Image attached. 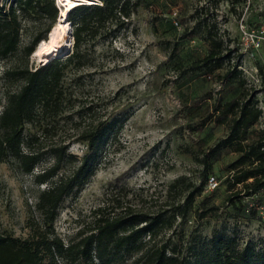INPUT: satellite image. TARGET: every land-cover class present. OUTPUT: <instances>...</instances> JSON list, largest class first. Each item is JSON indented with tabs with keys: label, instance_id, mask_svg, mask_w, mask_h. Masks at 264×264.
<instances>
[{
	"label": "rangeland",
	"instance_id": "374dc122",
	"mask_svg": "<svg viewBox=\"0 0 264 264\" xmlns=\"http://www.w3.org/2000/svg\"><path fill=\"white\" fill-rule=\"evenodd\" d=\"M9 1L0 0V4L7 6ZM133 1L136 7L130 19H122L125 23L120 30L106 29L105 38L83 47L88 65L79 70L70 69L64 77V84L75 100L74 109L57 119V123L49 122L52 128L47 136L48 145L54 142L65 145L69 154L79 158L86 147L76 141L77 131L69 114L76 120L74 111L83 108L85 118L81 127H87L123 109L132 112L118 141L104 154L96 174L79 193L67 197L60 206L55 222L57 234L66 241L89 221L88 212L106 199H119L123 208L147 213L169 209L183 202L176 192L168 195L169 184L183 176L186 185L199 186L205 182L203 192L196 197L189 216L178 219L152 245L165 244L189 256L194 247L202 245L199 239L210 246L211 239L222 234L235 239L239 250L249 246L255 252L263 251L264 187L251 196L241 193L240 199L230 202L229 197L244 188L229 186L234 172L228 166L240 153L223 150L207 177H203L201 160L228 136V122L215 123L218 112L214 110L232 98H255L262 110L245 143L256 141L264 128V41L255 50L251 46L246 48L242 40L243 30L255 33L264 30V0ZM201 6L206 10L203 18L209 25L216 24L218 36L230 51V61L216 73L219 77L202 76V69L196 63L208 51L202 34L183 36L195 27L194 10ZM45 22L46 19L40 22L33 16L21 18L20 48L43 29ZM68 25L67 47L60 56L72 51V27ZM20 58L18 53L0 63V75ZM28 66L41 65L30 57ZM233 68L239 77L234 87L223 76ZM241 79L245 85L236 87ZM19 85L14 80L0 79V114L6 93L17 90ZM202 120H207L206 125L197 130ZM26 130L34 131L29 127ZM52 162L45 157L34 173ZM210 178L216 182L212 189L207 188ZM45 186L34 184L32 175L20 173L14 163H0V231L27 238L29 210H33L37 193ZM110 194L114 197L110 198Z\"/></svg>",
	"mask_w": 264,
	"mask_h": 264
},
{
	"label": "trees",
	"instance_id": "16d2710c",
	"mask_svg": "<svg viewBox=\"0 0 264 264\" xmlns=\"http://www.w3.org/2000/svg\"><path fill=\"white\" fill-rule=\"evenodd\" d=\"M92 2L81 3L68 14L67 20L72 27V51L35 68H29V59L35 47L47 39L58 19L56 0H10L7 6L0 4V63L12 55L21 54L20 61L4 68L0 75L1 80H14L20 84L17 90L7 92L4 97L0 114V163L12 162L20 173L32 175L34 184L46 185L38 191L33 210H29L26 221L29 236L20 239L0 231V264H58L60 261L64 264H264V250L255 252L249 246L239 250L235 239L222 234L215 235L210 246L199 239L202 245L194 247L189 256H183L165 244H151L163 231L172 229L178 219L185 220L196 197L203 192L205 182L199 186L186 185L183 176L168 186V195L176 192L178 197H183V202L169 209L147 213L123 208L119 199H106L88 212L89 221L84 222L66 241L57 234L55 222L60 206L67 197L79 193L89 183L104 154L118 141L124 125L132 117L129 109H123L96 125L81 127L84 109L74 111L76 120L69 114L77 131L76 141L86 147L79 158L69 154L65 145L47 143L52 128L49 122L57 123V119L75 106L73 95L64 84L67 71L87 66V51L83 47L105 38L106 29L120 30L137 4L133 0ZM205 12L204 6L195 8V27L183 36L202 34L208 43V51L196 63L202 69V76L219 77L216 73L230 61V51L218 36L216 24L209 25L203 18ZM25 16L37 17L40 22L46 19V24L20 48L21 18ZM234 69L223 74L233 87L239 78ZM244 85L245 81L241 79L236 87ZM214 111L218 112L214 122L220 125L227 121L229 133L204 154L201 160L203 177H207L212 163L220 158L223 150L240 153L228 166L229 171L234 172L229 179L230 188L236 185L244 187L229 197L233 202L264 187V128L256 141L245 143L249 129L258 121L262 110L255 98L245 96L244 99L234 97ZM211 119L212 115L209 116ZM206 122L202 120L197 130H202ZM27 127L34 130L33 133L27 131ZM45 157L53 162L34 173ZM201 217L205 215L201 214Z\"/></svg>",
	"mask_w": 264,
	"mask_h": 264
},
{
	"label": "bare ground",
	"instance_id": "6f19581e",
	"mask_svg": "<svg viewBox=\"0 0 264 264\" xmlns=\"http://www.w3.org/2000/svg\"><path fill=\"white\" fill-rule=\"evenodd\" d=\"M57 4L60 8V16H58V20L56 21L55 26L48 34L46 40L41 41L36 49V52L32 54L36 58V61L43 62V56L50 54L54 50H64L67 47V37L69 31V23L67 20L68 14L70 10L81 4V2L93 3L92 0H56Z\"/></svg>",
	"mask_w": 264,
	"mask_h": 264
},
{
	"label": "built area",
	"instance_id": "2783aa9c",
	"mask_svg": "<svg viewBox=\"0 0 264 264\" xmlns=\"http://www.w3.org/2000/svg\"><path fill=\"white\" fill-rule=\"evenodd\" d=\"M86 3V2H83ZM175 26L178 27L177 22H173ZM242 40L246 48L251 46L253 49L257 50L261 47L262 42L264 41V30L259 33L252 31L243 30L242 31ZM216 182L214 178H210L207 182V188L212 189L215 187Z\"/></svg>",
	"mask_w": 264,
	"mask_h": 264
},
{
	"label": "water",
	"instance_id": "95a60500",
	"mask_svg": "<svg viewBox=\"0 0 264 264\" xmlns=\"http://www.w3.org/2000/svg\"><path fill=\"white\" fill-rule=\"evenodd\" d=\"M81 3H83V2H81ZM78 5H81V4H78ZM59 9V8H58ZM59 16H60V11H59ZM48 37V36H47ZM38 46L39 45H37L36 47H35V51H34V53L36 52V49L38 48ZM60 52H61V50H58V51H56V50H54L53 52H51L50 54H47V55H44L43 56V62H39V65H45L46 63H48L51 59H53L54 57H57L59 54H60ZM33 53V54H34ZM31 57H35L34 55L33 56H31ZM34 59H37V57L36 58H34Z\"/></svg>",
	"mask_w": 264,
	"mask_h": 264
}]
</instances>
